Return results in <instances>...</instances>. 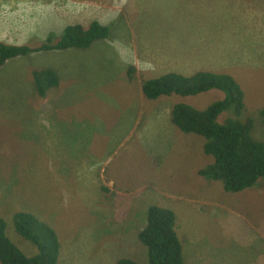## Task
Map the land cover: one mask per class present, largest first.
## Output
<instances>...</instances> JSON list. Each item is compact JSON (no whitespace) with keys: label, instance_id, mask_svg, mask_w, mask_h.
I'll return each instance as SVG.
<instances>
[{"label":"rangeland","instance_id":"rangeland-1","mask_svg":"<svg viewBox=\"0 0 264 264\" xmlns=\"http://www.w3.org/2000/svg\"><path fill=\"white\" fill-rule=\"evenodd\" d=\"M93 21L108 36L87 49L32 53L0 68V216L9 239L36 254L13 228L24 211L57 233V264H148L137 235L158 206L176 215L183 264H264V178L225 192L199 175L212 163L204 139L171 123L173 105L203 110L223 94L147 100L140 92L141 79L166 73L228 74L244 92L251 136L264 141V0H0L8 45L54 44L66 27ZM32 67L58 76L45 99L34 96Z\"/></svg>","mask_w":264,"mask_h":264},{"label":"trees","instance_id":"trees-1","mask_svg":"<svg viewBox=\"0 0 264 264\" xmlns=\"http://www.w3.org/2000/svg\"><path fill=\"white\" fill-rule=\"evenodd\" d=\"M107 36L108 28L93 21L87 27L78 24L66 27L54 44L51 39L44 40L38 47L8 45L0 41V68L9 60L32 53L85 50ZM28 76L34 96L40 100L47 98L59 84L57 74L49 67H32ZM127 78L129 81L135 79L134 67L127 70ZM212 90L220 91L223 98L203 110L177 103L170 111L171 123L182 133L204 139L203 152L212 158V163L199 170V175L209 181L220 182L225 192L238 193L257 185L258 180L264 178V141H257L251 136L254 120L243 116L244 92L238 82L228 74L208 71L190 76L166 73L155 79L140 81V92L147 100L171 94L197 96ZM229 110H232L233 116L224 115ZM257 113L264 120V107L259 108ZM146 214V224L137 238L146 248L148 264H183L174 212L150 206ZM12 223L15 233L33 245L36 254L26 256L9 239L6 222L0 216V264L58 263L60 241L49 224L24 211L15 212ZM114 264L137 263L121 258Z\"/></svg>","mask_w":264,"mask_h":264}]
</instances>
